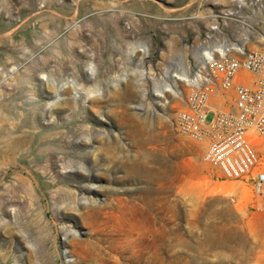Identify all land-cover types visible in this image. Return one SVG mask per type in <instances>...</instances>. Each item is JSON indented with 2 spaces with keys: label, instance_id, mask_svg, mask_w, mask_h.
Masks as SVG:
<instances>
[{
  "label": "rangeland",
  "instance_id": "1",
  "mask_svg": "<svg viewBox=\"0 0 264 264\" xmlns=\"http://www.w3.org/2000/svg\"><path fill=\"white\" fill-rule=\"evenodd\" d=\"M232 44L264 52V0H0V264H264L251 180L175 124Z\"/></svg>",
  "mask_w": 264,
  "mask_h": 264
},
{
  "label": "built area",
  "instance_id": "2",
  "mask_svg": "<svg viewBox=\"0 0 264 264\" xmlns=\"http://www.w3.org/2000/svg\"><path fill=\"white\" fill-rule=\"evenodd\" d=\"M213 55L205 59L202 69L195 67L199 81L189 89L185 109L176 114V127L195 142L208 141L204 161L215 166L226 180H251L253 193L264 201V161L255 149V142L264 139V52ZM240 70L255 79L251 85L236 86L234 110L222 112L209 107L213 86L219 84L222 90H229Z\"/></svg>",
  "mask_w": 264,
  "mask_h": 264
},
{
  "label": "bare ground",
  "instance_id": "3",
  "mask_svg": "<svg viewBox=\"0 0 264 264\" xmlns=\"http://www.w3.org/2000/svg\"><path fill=\"white\" fill-rule=\"evenodd\" d=\"M236 48V46L234 45V44H232V45H228V46H224V47H220L219 46V48L217 49V51L218 52H220V53H226V52H230V50H234ZM139 50L137 51V52H141L142 53V56H144V54L146 53V49H145V47H143V46H141V47H139L138 48ZM134 51V50H133ZM240 51H244V47H241L240 48ZM214 55H213V53L211 52V53H206L205 54V59H207V60H209V59H211L212 57H213ZM206 60V61H207ZM139 61V63H141L142 62V58L140 59V60H138ZM206 64V62H204V64L199 68V69H202L203 67H204V65ZM166 72V71H165ZM165 72L163 73V74H165ZM142 73V72H141ZM142 75V74H141ZM172 76V75H171ZM174 77V76H173ZM192 78H188L187 76H185V75H183L182 76V78H180V79H182V80H184L185 79V81L188 83V84H190V85H192V86H196L197 84H198V81H199V77H198V75H194V76H191ZM171 78V77H170ZM246 79H248V77L247 76H245L242 80L243 81H246ZM45 83L46 84H48V85H52L54 88H55V90L57 89V87H56V85L49 79V78H47L46 80H45ZM169 84V83H168ZM187 84V85H188ZM249 84V83H248ZM173 85H174V89H175V92H174V94H177V95H181V93L177 90L178 89V87H177V83H176V80H174L173 81ZM169 86H172V85H169ZM62 88H63V86L62 87H60V90H62ZM156 93H158V94H160V95H163L162 93L164 92V90L163 89H161V90H158V91H155ZM58 93V92H57ZM161 97V96H160ZM211 105V104H210ZM213 105H214V103H213ZM205 143V142H204Z\"/></svg>",
  "mask_w": 264,
  "mask_h": 264
},
{
  "label": "crops",
  "instance_id": "4",
  "mask_svg": "<svg viewBox=\"0 0 264 264\" xmlns=\"http://www.w3.org/2000/svg\"><path fill=\"white\" fill-rule=\"evenodd\" d=\"M242 75L248 77V79H246L247 82L242 80L243 79ZM254 79H255V76L253 74H249L248 72H245L244 70H240V71H238V73L236 74V76L233 79V86L229 90H224V92L221 94L217 93L216 98L218 99V101L222 100L226 103L227 99L230 96H232V93L235 95V88L237 85H239V84L251 85L253 83ZM213 106L214 105H212V108L216 109Z\"/></svg>",
  "mask_w": 264,
  "mask_h": 264
}]
</instances>
